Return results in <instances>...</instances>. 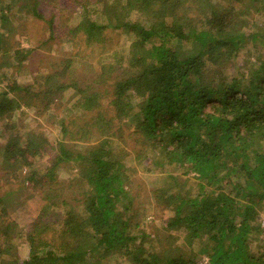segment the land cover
<instances>
[{"label": "trees", "instance_id": "trees-1", "mask_svg": "<svg viewBox=\"0 0 264 264\" xmlns=\"http://www.w3.org/2000/svg\"><path fill=\"white\" fill-rule=\"evenodd\" d=\"M28 2L0 0V50L15 34L11 7ZM29 4L51 38L54 17L47 20L40 0ZM80 11L65 41L82 34L91 45L107 27L130 38L121 57L114 52L102 65L96 83L107 88L72 79L74 49L37 75L39 90L9 78L12 63L0 61V264H201L204 255L205 264H264V0H98ZM98 11L106 21L94 17ZM11 42L12 59L23 60L30 50ZM65 91L74 94L75 114L59 121L56 147L38 132L12 133L23 106L47 102L51 112ZM67 136L86 142L74 156L72 187L80 192L73 201L53 185L73 156ZM126 150L135 163L149 162L147 172H179L153 191L168 213L158 221L164 240L153 217L148 233L144 216L132 213ZM44 152L53 155L39 163ZM23 187L36 208L19 227L6 206ZM53 218L59 228L47 233Z\"/></svg>", "mask_w": 264, "mask_h": 264}, {"label": "rangeland", "instance_id": "rangeland-1", "mask_svg": "<svg viewBox=\"0 0 264 264\" xmlns=\"http://www.w3.org/2000/svg\"><path fill=\"white\" fill-rule=\"evenodd\" d=\"M5 1L7 2V0ZM30 1L31 0H29V2ZM97 1L98 0H40L39 6L44 12V16L47 17V20L49 17H54L52 25L55 34L51 38H49L50 33L48 24L42 20L33 18L27 12L31 9L29 2L27 8L21 11L17 10L13 5L10 11L12 19L10 24L14 29L15 34L13 32V39H11L9 43L7 42L3 44V49L0 50L2 52V55L0 54V61L7 60L12 63V65L8 66L6 69L11 75L9 78H12L13 76L22 86L34 84V89L39 90L41 88L40 84L34 83V79L37 75L50 71L58 59L68 56L70 51L74 49L77 50V57L73 62L74 65L72 68L74 69H72L71 72L72 79H74L79 85L83 84L85 87L89 86L91 88L102 86L107 88L106 84L101 85L96 83V79L101 73L102 65L112 62V54L114 52L118 55L117 57H121L119 55L122 52L121 47L124 43L127 45L130 38L119 33L118 30H113L111 27H107L104 31L103 40L93 41V44L91 45L86 42L82 34H79L77 38H75L76 43L78 42L77 44L67 42V39H69L70 36L68 37L67 35H64L69 27L75 26L78 23V20H80V9L82 8V5L88 7L91 3ZM219 1L222 2L223 0ZM131 15H134V13ZM94 17L98 18L99 22L106 21L107 18L100 11L96 13L94 12ZM107 23L110 24L109 19H107ZM20 32L22 35L19 34ZM65 39L67 41H65ZM12 40L20 42L22 47L30 50L23 60L15 61L12 59ZM226 72L230 73L229 70ZM231 72L232 74L235 73L233 69ZM108 82H111V80ZM3 85V81L0 80V88ZM18 97L22 103V94L20 93ZM73 100V92L65 91L61 95L56 96V99L54 100L56 102H53V105L50 106L51 112H48L49 108H46L47 102L44 105L42 102H39V110H36V108L33 109L31 106H23V113L20 115L19 120L18 117L14 119L15 122L18 120L19 126L13 127L12 133H18L21 135L26 131H33L34 133L38 132L43 134L48 139V142L56 147V141L60 139L59 121H61V119L66 121L71 120L73 118L72 115L75 114ZM26 101L28 102V100ZM103 104L107 105V99L103 100ZM49 115L51 116L49 117ZM89 135L90 138L87 141L91 142L93 141L94 136H91L92 134ZM73 139L74 140H69L71 141L70 148L73 152V156H71V160H69L68 164L60 166L58 174L56 175V183H53V185L55 184L58 186V192L69 201L78 198L80 192L79 187H72L77 174V166L75 164L74 156L80 152L79 150L81 148L86 146V142L77 140L76 136H74ZM1 140L3 141V139H0V141ZM65 140L68 141V136ZM134 141L135 140L127 137V143L130 149L134 147ZM124 143L125 142H122V144ZM1 145L2 143L0 142V147ZM72 145L74 146L71 147ZM54 151H56V148H54ZM126 151L128 153L126 154L125 159L129 162V166L133 167L130 178V190L134 197L132 213H134L137 218L139 216H144L145 222L143 224V229L148 233H155L156 230V227L154 228L148 223V218L150 216L153 217L157 221V237L164 240L165 233L162 231V225L158 221L161 218L166 219L168 213H163L162 206L157 204L153 197V191L154 189L163 187V184H166L169 181V173L177 175L179 172L172 167H167L162 170H155L152 167V172H147V167H150L148 164L149 162L141 161L138 163L137 161L135 163L133 153L130 150ZM46 153L47 152H44L40 157L39 163L41 161L45 163L46 159H50L51 155H53L52 153L51 155ZM13 175L18 179L23 177V174L17 172H14ZM43 187L46 189L48 184H45ZM73 203L74 202H72V204ZM35 208L36 205L31 198L29 189L23 187V190L18 193L15 199H13V203L6 206L7 217L14 220L19 227H23L31 219ZM53 221L55 223L50 224V227L48 226L47 233L53 234V232L59 228L60 224H58L59 222H57V219L53 218ZM258 222L264 228V207L259 214ZM262 236H264V233ZM17 245L18 250H21H19L20 252L24 251L23 249H26L25 246L19 242H17ZM114 259L115 257H113L112 260L116 261ZM206 261L207 257L205 255L200 257L201 264H205ZM105 264H113V262Z\"/></svg>", "mask_w": 264, "mask_h": 264}]
</instances>
